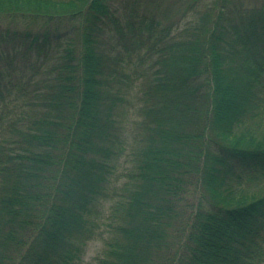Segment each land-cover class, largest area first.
<instances>
[{
  "label": "trees",
  "instance_id": "1",
  "mask_svg": "<svg viewBox=\"0 0 264 264\" xmlns=\"http://www.w3.org/2000/svg\"><path fill=\"white\" fill-rule=\"evenodd\" d=\"M258 176L264 4L0 0V264H264Z\"/></svg>",
  "mask_w": 264,
  "mask_h": 264
},
{
  "label": "rangeland",
  "instance_id": "2",
  "mask_svg": "<svg viewBox=\"0 0 264 264\" xmlns=\"http://www.w3.org/2000/svg\"><path fill=\"white\" fill-rule=\"evenodd\" d=\"M242 2H244V4L246 6H249V7H258L262 4H264V0H242ZM238 171L239 170H237L236 172H238ZM250 177H253V176H250ZM232 182L234 185H236L235 177L233 178ZM239 183L241 186L246 187L249 191L259 192V191H262V187H260V186L262 184H264V181L261 182L260 177L258 176V178H255L251 181H248L247 178H243L240 180ZM199 192H200V190H198V192L197 193L195 192V193L198 196H200ZM187 196H188V202L190 204H192L193 199H192L191 193L190 194L188 193ZM100 250H101V242L100 241L95 240V241H91L90 243H88V245L86 246V249H85L84 256H83L80 264H96V259L99 255Z\"/></svg>",
  "mask_w": 264,
  "mask_h": 264
}]
</instances>
